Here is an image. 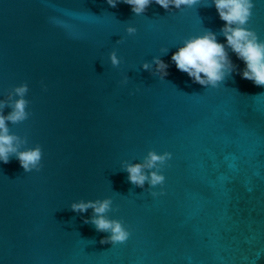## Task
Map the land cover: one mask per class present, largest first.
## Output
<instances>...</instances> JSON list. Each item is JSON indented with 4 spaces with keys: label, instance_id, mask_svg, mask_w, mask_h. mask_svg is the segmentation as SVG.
<instances>
[{
    "label": "water",
    "instance_id": "1",
    "mask_svg": "<svg viewBox=\"0 0 264 264\" xmlns=\"http://www.w3.org/2000/svg\"><path fill=\"white\" fill-rule=\"evenodd\" d=\"M253 4L247 27L264 40V0ZM224 24L212 0L139 16L106 0H0V99L27 83L31 115L8 126L43 153L40 171L0 162V264H264V86L241 78L231 49L237 71L216 88L171 61L205 30L226 43ZM155 56L164 79L141 66ZM149 150L172 154L156 197L161 186L122 169ZM104 198L122 244L100 243L110 233L84 223L92 209H70Z\"/></svg>",
    "mask_w": 264,
    "mask_h": 264
},
{
    "label": "clouds",
    "instance_id": "2",
    "mask_svg": "<svg viewBox=\"0 0 264 264\" xmlns=\"http://www.w3.org/2000/svg\"><path fill=\"white\" fill-rule=\"evenodd\" d=\"M110 7L115 8L119 3L130 6L131 11L139 16L143 15L147 8L155 3L171 11L183 8H192L200 3V0H106ZM219 17L225 22L220 34L226 39V43L217 40V34L211 30H205L203 34L191 36L183 41L176 52L171 56V61L176 68L186 73L194 83L205 87H218L224 79L237 71V66L229 57L228 49L236 54L237 58L244 62L245 67L238 74L242 79L252 81L257 86H264V40H260L257 33L247 27L252 16L254 7L253 0H212ZM129 35L135 34L137 29L129 26L126 29ZM164 54L168 50H162ZM109 59L113 67H118L121 59L116 51L109 53ZM142 68L164 79L169 73V64L159 56L153 57L152 61L144 62ZM128 77L125 76L121 83L126 84ZM27 83H22L13 88L8 99H0V162H10L11 157L18 159L25 173L33 170L40 171L42 168V149L40 145L32 148L24 147L27 138H22L10 132L9 122L12 124L22 123L29 118L31 113L27 111L29 101L25 99L28 93ZM46 90V87H45ZM11 109L5 115V108ZM172 154L164 152L158 154L149 150L142 162H122V169L127 172L128 181L134 186L149 188L161 186V192H151L153 197L163 195L165 176L161 169L170 160ZM112 199L80 200L70 205L75 213H86L92 209L91 217H85L84 223L92 224L96 231L110 233L101 239L100 243L111 245L122 244L129 238V231L119 219H111L108 213L112 211Z\"/></svg>",
    "mask_w": 264,
    "mask_h": 264
}]
</instances>
